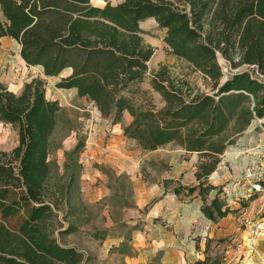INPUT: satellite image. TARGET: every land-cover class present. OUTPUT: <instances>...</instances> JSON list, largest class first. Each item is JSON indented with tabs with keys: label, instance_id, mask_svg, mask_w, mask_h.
<instances>
[{
	"label": "trees",
	"instance_id": "trees-1",
	"mask_svg": "<svg viewBox=\"0 0 264 264\" xmlns=\"http://www.w3.org/2000/svg\"><path fill=\"white\" fill-rule=\"evenodd\" d=\"M92 1L0 0V45L5 37L16 39L24 60L42 65L48 76L72 68L58 86L76 88L115 124L130 113L124 135L143 149L177 142L211 160L199 166V186L179 185L174 191L179 195L188 189L193 194L199 189L202 211L212 221L237 212L221 196L222 189L209 202L216 187L204 181L228 143L235 141L226 132H241L254 118H264V81L247 70L223 83L219 55L233 60L238 54L234 65H256L264 72V0H105L104 6ZM149 18L167 29L169 53L213 84V95L195 92L187 77L175 75L164 63L150 70L156 49L145 41L141 28ZM148 75L166 102L163 107L146 106L131 96V85ZM45 84L36 78L16 94L0 81V119L17 126L20 135L11 154L0 150V264H83L81 252L57 243L40 227L54 213L46 200L48 156L64 111L58 100L47 98ZM85 146L82 137L67 155H80ZM247 205L245 201L243 207ZM192 264L222 261L207 256Z\"/></svg>",
	"mask_w": 264,
	"mask_h": 264
},
{
	"label": "rangeland",
	"instance_id": "rangeland-1",
	"mask_svg": "<svg viewBox=\"0 0 264 264\" xmlns=\"http://www.w3.org/2000/svg\"><path fill=\"white\" fill-rule=\"evenodd\" d=\"M110 1L118 4L123 0ZM92 2L98 6L107 3L105 0ZM141 28L145 41L156 49L152 62H148L151 71L164 63L175 75L187 77L195 92L211 95L216 92L213 84L206 81L203 74L194 72L184 59L169 53L164 41L167 29L161 28L155 18L142 21ZM21 48V44L12 37L2 39L0 81L10 91L20 94L26 83L36 78L43 79L47 98L58 100L64 109L58 116L51 136L48 156L46 200L52 202L54 213L44 218L40 227L57 243L81 252L83 264H128L133 255L142 252V249L140 252L135 251L131 241L137 233L147 232L148 214H152L155 203L161 198L153 200L149 189L155 188V185H159L161 189L165 186L168 193L164 195L173 197L170 203H166L163 211L172 210L171 205L175 203H190L199 195L200 190L190 194L185 189L176 198L174 189L179 185L199 186L195 184L198 181L196 170H199L202 162L211 160L201 158L199 153L185 152V148L177 142L156 150L143 149L135 140L124 135V125L132 121L128 112L121 122L115 124L111 117L102 116L93 101L79 96L76 88L58 86L61 78L69 75L72 68H65L59 75L48 76L42 65H29L24 60ZM239 59L238 54L234 55L233 60L220 55L219 61L228 78L234 73L249 70L253 76L264 81V72L258 66L234 65ZM151 79L148 75L142 82L133 83L131 96L136 102H142L146 106L163 107L166 102L161 93L153 89ZM251 125L253 133L249 137L245 139L243 134L236 135L234 143H228L225 152L219 156L226 170L230 165L247 161L243 150L255 143L256 138L251 141L252 135L264 132V123H259L258 119L253 120ZM226 133L230 139L233 138L232 130ZM82 137L86 139L84 151L80 155L68 156L67 153ZM19 143L18 127L0 119V150L11 154ZM236 151L241 153L233 155ZM220 165H217V170ZM218 171L223 174L221 169ZM204 182L212 185L210 178ZM209 200L211 201V191ZM244 201H240L242 207ZM248 204L250 206L251 203ZM249 206L244 210L252 215V219H243L240 217L241 213H238L229 219L227 225L225 220L211 224V232L215 230L212 238L197 236V245L200 246L201 243L205 248V258L219 257L222 264H226L227 250L230 245H234V240L242 236L247 241L251 225L263 219L262 213L255 210L253 212ZM205 222L208 223L203 217L194 218L188 226L189 232L194 234L198 228H203ZM153 223L166 226L168 220L160 215ZM161 256L162 253H159L153 260H160Z\"/></svg>",
	"mask_w": 264,
	"mask_h": 264
},
{
	"label": "crops",
	"instance_id": "crops-1",
	"mask_svg": "<svg viewBox=\"0 0 264 264\" xmlns=\"http://www.w3.org/2000/svg\"><path fill=\"white\" fill-rule=\"evenodd\" d=\"M152 58L150 60L151 62ZM255 119L257 118H254L253 120ZM252 122L248 125L245 130L237 133L233 132V138H231L236 140L235 136L241 134L244 135L245 139L249 137L253 133V125H251ZM262 123H264V118L262 119ZM263 136L264 132L260 133L259 135H252L251 141L256 138L254 141L256 142L259 138ZM240 143L242 144V142ZM245 143H247V141H245ZM185 152H187L186 149ZM194 153L199 152L195 151ZM246 159L247 161H243L238 165H230L229 168L227 167V170L225 168L226 166H222V162L219 163L221 164L219 169L223 171V174H221V172L218 171L219 169L217 170L216 168L208 177L210 178V183L214 187H216L215 189L211 190V200L216 197L220 189H222L221 196L225 197V191L228 188L235 189L237 187H240L238 186V184H243L244 187L246 186L244 185L245 183L242 177L243 168L248 163L247 156ZM200 181L201 180L198 179L195 184H200ZM154 187L155 188L153 189H149V194H151L150 196L153 197V200L155 198L161 197L160 201L155 203V207L153 208L152 214H148L149 223L147 232L137 233L131 241L133 249L139 252L142 249V252H140L138 255H133L132 258L129 259L128 264H147L149 261H152L153 258L156 257L159 253H162V256L160 258L162 264H192L198 260H204L206 256L205 248L201 243L200 246L197 245L198 240H196V238L198 235L212 238L215 230L211 232V224L215 223L216 221L208 219L203 213L202 206L204 205V201L202 196L196 195L197 197L187 204H172V210L163 211L164 207L166 206V203H170L169 201L173 197H167L164 195L168 193L165 191V186L162 187L164 189H161L159 185H155ZM174 196L176 198L178 196L175 191ZM253 197L254 198L252 200L248 201L251 203L250 206L248 204L246 207H242L240 205V201H244L250 198L238 199L233 202H228V205L231 209L238 211L234 213H229L227 216L218 221L225 220V225H227V223L230 222L229 219L233 217V215L238 213H241L240 217H242L243 219H252V215L248 211L244 210L248 206L249 208H252L253 212L255 210L259 213H262L264 210V202L262 197ZM160 215L164 218H167L168 224L166 226H163L159 223H153V220L155 218H158ZM200 217L206 219L208 223L205 222L203 224V228H198V230H196L194 234H191V232H189L188 230V226L192 224L194 218L197 219ZM178 218L180 219L179 221L177 220ZM189 236H191L192 238H189ZM236 240H238V242H235ZM236 240H234V245H230L228 247L226 264H264V234L263 236L257 239L254 254L249 253L248 246L246 245L247 241L245 238H242V236H240V239Z\"/></svg>",
	"mask_w": 264,
	"mask_h": 264
},
{
	"label": "built area",
	"instance_id": "built-area-1",
	"mask_svg": "<svg viewBox=\"0 0 264 264\" xmlns=\"http://www.w3.org/2000/svg\"><path fill=\"white\" fill-rule=\"evenodd\" d=\"M220 58V55H219ZM221 63V62H220ZM252 67L256 65H251ZM225 74V73H224ZM228 76L225 74L223 80H227ZM262 124V119H259ZM243 155L248 157V163L244 166L242 171L243 184H238L235 189L228 188L225 191V198L227 202H233L238 199H246L253 196H259L264 201V136L259 138L252 146L243 150ZM264 234V220L261 219L257 223L251 225L248 231V251L250 254L255 253L257 239Z\"/></svg>",
	"mask_w": 264,
	"mask_h": 264
},
{
	"label": "bare ground",
	"instance_id": "bare-ground-1",
	"mask_svg": "<svg viewBox=\"0 0 264 264\" xmlns=\"http://www.w3.org/2000/svg\"><path fill=\"white\" fill-rule=\"evenodd\" d=\"M66 96H68V97H69L70 95L66 94ZM238 153H241V152H240V151H239V152H238V151H236V152H233L232 154H233V155H236V154H238Z\"/></svg>",
	"mask_w": 264,
	"mask_h": 264
},
{
	"label": "water",
	"instance_id": "water-1",
	"mask_svg": "<svg viewBox=\"0 0 264 264\" xmlns=\"http://www.w3.org/2000/svg\"><path fill=\"white\" fill-rule=\"evenodd\" d=\"M226 80H222V82L224 83Z\"/></svg>",
	"mask_w": 264,
	"mask_h": 264
}]
</instances>
